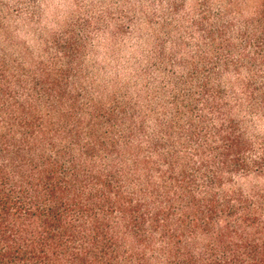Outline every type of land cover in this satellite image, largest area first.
<instances>
[{"label":"trees","instance_id":"1","mask_svg":"<svg viewBox=\"0 0 264 264\" xmlns=\"http://www.w3.org/2000/svg\"><path fill=\"white\" fill-rule=\"evenodd\" d=\"M259 1L247 54L235 62L231 41L213 47L230 55L216 77L245 74L242 94L205 79L209 115L152 137L143 122L117 126L70 77L73 49L58 72L1 55L0 264H264Z\"/></svg>","mask_w":264,"mask_h":264},{"label":"rangeland","instance_id":"2","mask_svg":"<svg viewBox=\"0 0 264 264\" xmlns=\"http://www.w3.org/2000/svg\"><path fill=\"white\" fill-rule=\"evenodd\" d=\"M259 6V0H0V58L58 72L65 49H73L70 77L83 81L115 122H143L152 137L168 124L178 130L202 111L209 115L205 79L228 96L242 94L237 80L245 74L216 77L230 55L213 47L231 41V60L240 61L248 52L244 31L251 33L247 25ZM208 123L217 120L210 116Z\"/></svg>","mask_w":264,"mask_h":264}]
</instances>
